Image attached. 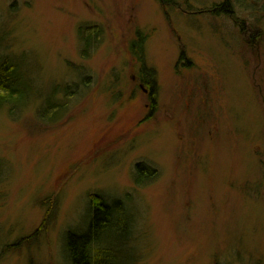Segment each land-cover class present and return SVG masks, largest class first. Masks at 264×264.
<instances>
[{"label":"rangeland","instance_id":"1","mask_svg":"<svg viewBox=\"0 0 264 264\" xmlns=\"http://www.w3.org/2000/svg\"><path fill=\"white\" fill-rule=\"evenodd\" d=\"M224 1L0 0V55L22 57L31 82L26 106H0V264H64L90 193L133 216L114 264H264V0L215 13ZM84 24L102 30L85 59ZM52 88L66 108L43 122ZM138 163L156 171L140 185Z\"/></svg>","mask_w":264,"mask_h":264},{"label":"trees","instance_id":"2","mask_svg":"<svg viewBox=\"0 0 264 264\" xmlns=\"http://www.w3.org/2000/svg\"><path fill=\"white\" fill-rule=\"evenodd\" d=\"M161 8L172 7L178 4V0H154ZM189 7H191L189 5ZM218 8V9H217ZM232 8L230 1H224L214 7L215 13L229 15ZM188 9V8H187ZM190 10V9H189ZM264 10V7H263ZM209 13V10H205ZM201 11L199 13H204ZM242 24V23H241ZM240 24V25H241ZM243 25V24H242ZM244 28V27H243ZM102 30L96 25H82L77 28L79 40L80 56L87 58L91 51L95 49L101 40ZM134 40L130 43L131 52L137 57L141 64L140 80L149 84L150 92H155L156 81L153 69H147L144 62V45L147 35L137 30ZM1 43V38H0ZM180 59V58H179ZM24 59L15 55H0V106H7L10 113L28 104L27 95L31 88L25 68ZM144 73L149 74V78L144 77ZM55 89L49 92L46 100L41 103L37 110V117L43 122H55L60 118L66 108L65 100L70 99L77 91L75 85L65 87V100L56 98ZM70 92H73L71 95ZM149 97L151 103L150 110L154 109L155 96ZM150 93V94H151ZM22 109V108H21ZM144 164L138 163L134 169V182L137 185L142 183L141 177L153 178L156 173ZM87 221L78 231H67L64 237L63 254L67 264H114L116 259L129 257L128 246L130 242L132 215L127 205L119 199L107 202L98 194L88 195ZM42 200V202H44ZM41 202V203H42ZM46 209L53 207V202L46 199ZM47 210L45 211L46 216ZM54 214V213H53ZM45 223L44 220L42 222ZM119 263V264H121Z\"/></svg>","mask_w":264,"mask_h":264},{"label":"flooded vegetation","instance_id":"3","mask_svg":"<svg viewBox=\"0 0 264 264\" xmlns=\"http://www.w3.org/2000/svg\"><path fill=\"white\" fill-rule=\"evenodd\" d=\"M238 28L240 32L244 35L245 39L250 43H254L255 39L259 36L256 31H253L254 33L250 34L252 31H249V29L247 30V27L244 26V24H238ZM140 87L142 88V84H140Z\"/></svg>","mask_w":264,"mask_h":264},{"label":"bare ground","instance_id":"4","mask_svg":"<svg viewBox=\"0 0 264 264\" xmlns=\"http://www.w3.org/2000/svg\"><path fill=\"white\" fill-rule=\"evenodd\" d=\"M64 264H67L66 262H64Z\"/></svg>","mask_w":264,"mask_h":264}]
</instances>
